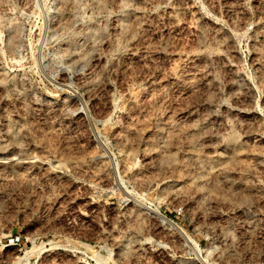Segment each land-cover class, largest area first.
Wrapping results in <instances>:
<instances>
[{"label":"rangeland","instance_id":"rangeland-1","mask_svg":"<svg viewBox=\"0 0 264 264\" xmlns=\"http://www.w3.org/2000/svg\"><path fill=\"white\" fill-rule=\"evenodd\" d=\"M65 1L0 0V264H264V0Z\"/></svg>","mask_w":264,"mask_h":264},{"label":"bare ground","instance_id":"bare-ground-1","mask_svg":"<svg viewBox=\"0 0 264 264\" xmlns=\"http://www.w3.org/2000/svg\"><path fill=\"white\" fill-rule=\"evenodd\" d=\"M64 1H65V0H64ZM97 1H99V0H97ZM97 1H96V2H97ZM65 2H66V1H65ZM70 2H71V1H70ZM100 2H101V1H100ZM100 2H99V4H100ZM94 3H95V2H94ZM94 3H93V4H94ZM103 3H104V2H103ZM105 3H106V0H105ZM63 4H64V2H63ZM68 4H69V3H68ZM74 4H75V3H74ZM95 4H98V3H95ZM95 4H94V5H95ZM65 5H66V4H65ZM72 5H73V4H72ZM73 6H74V5H73ZM101 6L103 7V5H101ZM67 7H68V6H67ZM95 7H98V6L96 5ZM70 11H71V10H70ZM67 12H68V11H67ZM64 16H65V15H64ZM115 17H116V16H115ZM120 17H121V16H120ZM64 18H65V17H64ZM117 18H119V16H118ZM60 19L63 20V18H60ZM124 19H126V18H124ZM138 19H139V18H138ZM121 20H122V19H121ZM139 20H140V19H139ZM64 21L66 22V20H64ZM109 21H110V20H109ZM118 21H119V20H118ZM122 21H123V20H122ZM124 21H125V20H124ZM137 21H138V20H137ZM65 22H64V23H65ZM139 22H140V21H139ZM61 23H62V22H61ZM105 23H106V22H105ZM107 23H108V22H107ZM120 23H121V22H120ZM135 23L138 24L137 22H135ZM142 23H144V22L142 21ZM62 24H63V23H62ZM66 24H67V23H66ZM116 24H118V23H116ZM92 25H93V24H92ZM108 25H109V24H108ZM108 25H107V26H108ZM123 25H124V24H123ZM123 25H122V27H123ZM125 25H126V24H125ZM132 25H133V23H132ZM140 25H141V23H140L139 25H137V26H139V28H140V27H141ZM94 26H95V24H94ZM107 26H106V27H107ZM110 26H111V25H110ZM117 26H118V25H117ZM129 26H130V25H129ZM142 26H146V25L144 24V25H142ZM89 27H90V26H89ZM98 27H99V25H98ZM98 27H97V29H98ZM102 27H103V26H101V28H102ZM106 27H105V29H106ZM134 27H135V24H134ZM59 28H60V27H59ZM109 28H110V27H109ZM114 28H115V27H114ZM123 28H125V27H123ZM123 28H122V29H123ZM126 28H127V27H126ZM128 28H129V27H128ZM128 28H127V31H128ZM136 28H137V27H136ZM139 28H138V30H140ZM86 29H87V28H86ZM88 29H89V28H88ZM116 29H117V33H119V32H118V28H116ZM116 29H115V31H116ZM144 29H145V27H144ZM84 30H85V29H84ZM131 30H132V29H131ZM90 31H92V30H90ZM90 31H89V32H90ZM119 31H120V30H119ZM135 31H136V30H135ZM93 32H94V30H93ZM102 32L104 33V30H103ZM106 32H107V31H106ZM109 32H110V31H109ZM130 32H133V31H129V33H130ZM140 32H141V31H140ZM143 32H144V30H143ZM143 32H142V33H143ZM82 33H83V32H82ZM86 33H88V32H86ZM91 33H92V32H91ZM111 33H112V32H111ZM98 34H99V32H98ZM132 34H133V33H132ZM134 34H135V33H134ZM134 34H133V36H134ZM101 35H102V33H101ZM101 35H100V36H101ZM107 35H108V33H107ZM86 36H87V35H86ZM89 36H91V35H89ZM115 37H118V35L115 36ZM130 37H131V36H130ZM84 38H85V37H84ZM86 38H87V37H86ZM86 38H85V39H86ZM88 38H89V37H88ZM91 38H92V37H91ZM101 38H102V36H101ZM101 38H98V41H99V39L101 40ZM89 39H90V38H89ZM111 39H112V38H111ZM90 40H91V39H90ZM94 40H96V37L94 38ZM116 40H117V38H116ZM96 41H97V40H96ZM103 41H104V40H103ZM85 42H86V41H85ZM87 42H88V41H87ZM72 43H73V41H72ZM99 43H100V42H99ZM112 43H113V42H112ZM73 44H74V43H73ZM73 44H72V45H73ZM79 44H80V43H79ZM85 44H87V43H85ZM88 44H89V43H88ZM94 44H96V43H94ZM105 44H106V43H105ZM92 45H93V44H92ZM106 45H107V44H106ZM108 45H109V43H108ZM110 45H111V44H110ZM144 45H146V43H145ZM73 46H74V45H73ZM97 46H98V45H97ZM70 47H71V46H70ZM70 47H69V48H70ZM88 47H89V46H88ZM110 47H111V46H110ZM146 47H147V46H146ZM146 47H145V48H146ZM78 48L81 49V47H78ZM78 48H76V45H75V48H74L75 50H74V51L72 50V51H73V52H76V50H77ZM82 48H83V47H82ZM83 49H84V51H85V47H84ZM130 49L132 50V48H130ZM143 49H144V46H143ZM148 50H149V48H148ZM82 51H83V50H82ZM86 51H87V50H86ZM86 51H85V52H86ZM90 51H91V49H90ZM93 51H94V50H93ZM77 52H78V50H77ZM80 53H81V52H80ZM88 53H89V52H88ZM88 53H85V54H88ZM90 53L92 54V51H91ZM78 54H79V53H78ZM81 54H82V53H81ZM85 54H84L85 57H87V56L89 57V56H90L89 54H88L87 56H86ZM76 55H77V54H76ZM82 55H83V54H82ZM84 56H83V57H84ZM83 57H82V58H83ZM91 57H92V56H91ZM80 59H81V58H80ZM84 60H85V58H84ZM75 62H77V61H75ZM89 76H90V75H89ZM91 76H92V75H91ZM97 77H98V76H97ZM87 78H88V77H87ZM93 78H95V77L93 76ZM90 79H91V78H90ZM95 79H96V78H95ZM96 80H97V79H96ZM87 81H88V80H87ZM88 82H90V80H89ZM83 83H84V82H83ZM92 84H93V83H92ZM65 85H66V84H65ZM66 86H67V85H66ZM68 89H69V88H68ZM71 90H73V89H71ZM73 91H74V90H73ZM71 93H72V92H71ZM6 116H7V115H6ZM7 118H8V117H7ZM8 120H11V119H8ZM10 124H11V123H10ZM18 124H19V123H18ZM20 124H21V123H20ZM20 124H19V125H20ZM11 125H12V124H11ZM15 125H16V123H15ZM16 126H17V125H16ZM19 129H20V128H18V130H19ZM14 130H15V129H14ZM12 132H13V131H12ZM10 133H11V132H10ZM11 134H13V133H11ZM193 155H194V154H193ZM198 155H199V154H198ZM198 155H197V156H198ZM170 156H172V155H170ZM197 156H196V157H197ZM232 156H233V155H232ZM167 157H168V156H167ZM192 157H193V156H192ZM234 157H235V156H234ZM200 158H201V157H200ZM202 158H204V157L202 156ZM224 158H225V157H224ZM224 158H223V159H224ZM69 159H70V158H69ZM193 159H194V158H193ZM218 159H219V158H218ZM195 160L197 161L198 159H195ZM202 160H204V159H202ZM205 160H207V159H205ZM205 160H204V161H205ZM73 161H74V160H73ZM166 161H168V160H166ZM198 161H200V160H198ZM198 161H197V162H198ZM222 161H223V160H222ZM163 162H165V161H163ZM163 162H162V163H163ZM168 162H169V161H168ZM200 162H201V161H200ZM209 162H211V161L209 160ZM212 162H213V161H212ZM223 162L225 163V161H223ZM70 163H71V162H70ZM194 163H196V162H194ZM201 163H203V162H201ZM205 163H206V162H205ZM221 163H222V162H221ZM74 164H75V163H74ZM74 164H73V165H74ZM77 164H78V162H77ZM169 164H170V163H169ZM198 164H199L198 166H199V168H200V167H201V166H200V163H198ZM203 164H204V163H203ZM164 165H165V164H164ZM209 165H210V164H209ZM211 165H212V164H211ZM75 166H76V165H75ZM162 166H163V165H162ZM204 166H205V164L203 165V167H204ZM213 166H214V165H213ZM220 166H222V165H220ZM82 167H83V166H82ZM82 167H81V169H83ZM203 167H202V168H203ZM223 167H224V165L222 166V168H223ZM77 168H78V167H77ZM77 168H76V169H77ZM208 168H209V167H208ZM208 168H206V169H208ZM211 168H212V167H211ZM213 168H214V167H213ZM83 170H84V169H83ZM203 170H205V169H203ZM203 170H202V171H203ZM77 171H78V170H77ZM80 171H82V170H80ZM202 171H201V172H202ZM187 172H189V171H187ZM201 174H202V173H201ZM188 176H189V175H188ZM196 176H197V175H196ZM196 176H195V177H196ZM198 176H202V175H200V172L198 173ZM190 177H191V176H190ZM193 177H194V176H192V178H193ZM200 178H201V177H200ZM191 180H192V179H190L189 181H191ZM193 180H194V178H193ZM175 188H176V187H175ZM173 189H174V188H173ZM177 189H178V187H177ZM175 190H176V189H175ZM170 191H171V190H170ZM177 191H178V190H177ZM175 193H177V192L175 191ZM177 194H178V193H177ZM177 194H174V195H177ZM135 230H136V229H135Z\"/></svg>","mask_w":264,"mask_h":264}]
</instances>
